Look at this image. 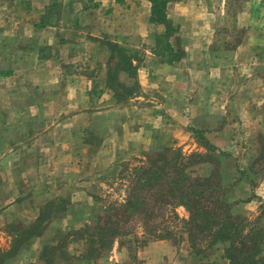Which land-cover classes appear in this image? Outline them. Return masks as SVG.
Instances as JSON below:
<instances>
[{
  "label": "crops",
  "instance_id": "0c3cea01",
  "mask_svg": "<svg viewBox=\"0 0 264 264\" xmlns=\"http://www.w3.org/2000/svg\"><path fill=\"white\" fill-rule=\"evenodd\" d=\"M262 7L264 0H172L167 23L178 30L167 36L164 24L150 22L148 0H0V197L13 199L11 208L22 199L33 222L66 199V226L92 223L96 200L64 187L113 171L137 142L151 149L179 145L191 127L219 146L214 134L237 132L214 121L232 118L243 122L249 146L261 153L250 150L246 176L226 201L264 200V168L255 170L259 155L264 162ZM158 38L178 56L159 51ZM116 52L137 70L140 93L129 104H119L109 87ZM56 166L67 167L66 174ZM49 226L24 246L49 243ZM145 245L169 246L165 239Z\"/></svg>",
  "mask_w": 264,
  "mask_h": 264
},
{
  "label": "rangeland",
  "instance_id": "374dc122",
  "mask_svg": "<svg viewBox=\"0 0 264 264\" xmlns=\"http://www.w3.org/2000/svg\"><path fill=\"white\" fill-rule=\"evenodd\" d=\"M259 15H262L264 18V7L262 10H259ZM257 18H255V23ZM173 32H177V27L174 26L171 22L169 23ZM257 25V24H255ZM255 30H261L258 25L255 26ZM224 26V25H223ZM228 27V25H227ZM226 27V28H227ZM159 39V38H158ZM161 44L157 42L156 48L163 52L169 54L166 55L169 59L171 56H178L177 54L171 53L170 50L174 51L171 47V44L167 42L166 39H159ZM117 45L110 44V49L116 51ZM126 57H129L126 53H122ZM121 55V54H120ZM116 62H118L119 57H115ZM113 71V70H112ZM124 72H119L117 75H112L110 78V83L118 84L123 83L125 85H133V77L128 76ZM120 91L121 89L118 88ZM140 93V90L134 91L131 95ZM123 93L122 95H125ZM131 95H127L126 98L129 100ZM125 104H129V101H126ZM221 115L219 114V117ZM231 121V122H230ZM230 121L221 118H218L214 121L216 127L229 124L232 129L230 132L236 131V134H214L215 137H219L217 143L219 146L214 145L210 142V139L205 137L203 130L196 129L191 127L187 140L185 139L181 144L173 145L169 147L171 150L178 151L182 157L186 158L192 154H199L200 158L196 159L195 164L192 168V173L194 176H208L212 171L216 172L214 174L217 177L223 178V193L226 192L238 181L239 177H245L246 171V157L250 153V150L254 152L253 154L261 153V150L254 149L249 146V140L247 139L248 134L244 130V124L240 121L239 125L237 120L230 119ZM198 131V132H195ZM228 131V130H227ZM167 136H169L166 133ZM223 135V136H222ZM232 136V137H231ZM201 137H204L210 145H214L222 153H218L215 150H212L210 147H207L205 142ZM182 141V139H179ZM232 141V143L230 142ZM96 142V141H95ZM257 145H261V137L256 138ZM260 142V143H259ZM140 145H143L139 147ZM139 147V148H138ZM169 148H156L151 149L145 144H140V142L135 144V147L132 148L126 156L125 161L119 163L113 171L107 173H101L96 176L91 175L90 179L87 181L81 182H72L69 186L64 187L63 191L69 195H73V192L77 190H85L87 194L93 197L96 200L99 207V214L103 212L108 205H115L123 203L126 200V196L130 187V179H133L132 170L134 167L141 164V161H144L149 153L160 152ZM144 151V152H143ZM48 153V152H47ZM127 164L124 175L125 178L118 179V174L122 171L123 165ZM262 159L257 161V166L255 165V170L261 171L264 168ZM122 165V166H121ZM47 169L54 168L47 166ZM57 171H63V174H66L67 167L64 169L63 166H56ZM125 169V166L124 168ZM60 176L61 180L65 179L67 176ZM60 179V178H59ZM63 181V180H62ZM48 183L46 184L49 186ZM59 184H65L64 181ZM73 186V187H72ZM253 186V182L251 184ZM61 187V186H60ZM247 187V186H245ZM71 189V190H69ZM241 190H238L240 196L243 195L240 193ZM79 193V192H78ZM81 194V193H80ZM13 199H6L5 197H0V264H146L148 259L154 260L155 264H165L163 261L165 256L168 259H165L168 264H226L227 259L224 255V243L222 241H217L214 246L205 250L201 254H195L190 248V242L188 241L186 227L177 230V238L179 239L178 243H175L172 239L168 240L169 246L166 247H153L149 249L148 245L140 244V242H133L131 238L132 235L126 236L127 238L122 240V244L118 241H114L113 246L108 249H103L98 251L96 254H93L90 251L91 247L86 243L85 238L82 237V234L86 235V229L91 231V226L94 224L90 222H71L68 226L65 225V221L61 220L65 215L66 209L69 205V201L64 199L63 202L56 201L53 202V205L50 207H45L42 209V215L38 227L34 232H45L44 228L49 226L53 221L59 220L61 224L59 228L53 230L56 225L49 226V230L45 237L48 242L44 247H40L39 244L35 241L32 245H29L30 248H26L24 245L29 242L32 238L27 239L24 235V230L29 229L35 218L33 214H28L27 208L22 205V199H19L17 202V208H11L9 203ZM37 208V206H36ZM62 209H65L62 210ZM63 211V212H61ZM60 212V213H59ZM181 221H187L189 218V211L184 207L180 206L176 209ZM231 213L236 218H245L246 224H250V228H255L260 231L264 240V200L253 198L249 201L243 199L240 202L232 204ZM32 221V223H30ZM70 222V221H68ZM127 229L130 232L136 230L137 233L142 232V227L137 221H132L127 225ZM137 227V229H136ZM181 227V226H180ZM126 229V230H127ZM88 232V231H87ZM165 233V227L162 230ZM130 237V238H129ZM207 241L206 244H208ZM206 244H200V249ZM141 246V247H140ZM47 247H54L46 249ZM264 250V247H263ZM169 257H173L172 263L169 262ZM110 258L117 259L118 262L109 261Z\"/></svg>",
  "mask_w": 264,
  "mask_h": 264
},
{
  "label": "trees",
  "instance_id": "16d2710c",
  "mask_svg": "<svg viewBox=\"0 0 264 264\" xmlns=\"http://www.w3.org/2000/svg\"><path fill=\"white\" fill-rule=\"evenodd\" d=\"M148 1L151 3L150 22L164 24L165 35L168 36L173 29L167 23L166 10L172 0ZM117 55L119 57L117 67L109 69V87L113 90L117 102L124 104L127 101L124 98L134 91L138 92L140 87L136 81L131 86L110 83L112 75H117L119 72L129 74L128 76L136 80L137 70L129 58L124 54L117 53ZM118 88L121 90L119 91ZM123 93L126 94L122 95ZM132 96L134 94L130 97ZM201 138L207 147L222 153L214 145H210L204 137ZM199 158V154L184 158L178 154V151L170 148L149 153L145 160L132 170L133 179H130L126 200L120 204L108 205L95 217L92 230L86 229V235L82 234L86 243L91 246L90 251L96 254L100 250H106L113 246L114 241L122 244V240L128 235L133 236L131 238L133 242L144 245L149 241L163 239H173L178 243L177 230L182 229L183 224L188 233L190 248L195 254H201L214 246L217 241H222L225 246L226 264H264V240L261 232L250 228L245 218H236L232 215V204L226 201V194L223 193L225 190L222 185L223 178L221 179L220 176L218 178L214 174L216 172L212 171L208 176L193 175V166L199 164L194 161ZM126 166L127 164L123 165L118 179L125 178ZM180 206H184L189 211L187 221H181L176 213V209ZM40 218L28 227L29 229L24 230L23 234L27 239L41 234L34 232ZM132 221L140 223L141 233H137L136 230L130 232L127 229V225ZM163 227L165 233L162 232ZM200 244L206 245L200 249ZM49 248L54 247L46 249Z\"/></svg>",
  "mask_w": 264,
  "mask_h": 264
}]
</instances>
